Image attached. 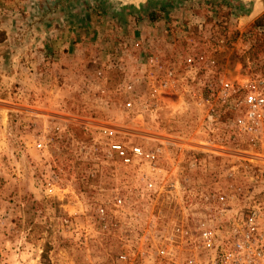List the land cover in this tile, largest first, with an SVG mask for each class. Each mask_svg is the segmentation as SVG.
<instances>
[{"label": "rangeland", "instance_id": "obj_1", "mask_svg": "<svg viewBox=\"0 0 264 264\" xmlns=\"http://www.w3.org/2000/svg\"><path fill=\"white\" fill-rule=\"evenodd\" d=\"M140 5L0 0V264L110 261L125 255L119 238L129 222L142 228L176 215L177 201L164 194L150 201L135 191L142 184L133 172L143 169L122 162L111 143L127 155L134 146L154 155L161 176L168 172L172 181L180 172L212 183L241 169L227 162L249 151L239 141L249 137L229 126L241 90H222L219 79L239 86L264 67V44L254 48L264 22L252 23L264 11L237 26L249 10L238 0ZM152 9L180 13L134 26L133 12L144 17ZM199 55L207 56L208 70ZM167 64L174 72L163 87ZM209 123L213 128H205ZM207 138L225 139V152L203 150ZM191 155L203 165L198 177L191 176ZM116 188L126 206L109 231L99 232L94 208Z\"/></svg>", "mask_w": 264, "mask_h": 264}, {"label": "built area", "instance_id": "obj_2", "mask_svg": "<svg viewBox=\"0 0 264 264\" xmlns=\"http://www.w3.org/2000/svg\"><path fill=\"white\" fill-rule=\"evenodd\" d=\"M137 44L133 41L132 46ZM199 58L208 70L207 56L203 59V55H199ZM197 60V57L196 60L190 58L189 63ZM169 66L167 64L162 74L163 87H168L172 80L174 70ZM186 69L192 79L194 65ZM184 77L177 75L181 80ZM219 82L222 90H241L237 100L239 113L229 126H233L238 136L249 137L239 139L246 143L249 151L227 161L237 163L241 169L219 173V179L212 183L189 179L180 172L172 181L168 172L161 176L153 162L154 155L143 156L136 146L130 147L127 155L122 146L111 143V149L122 162L143 169L133 172L134 178L142 184L135 191L150 201L164 194L165 199L177 201V213L164 216L160 221H144L142 228L129 222L133 225L127 224L119 238L126 247L125 255L90 264H264V67L249 73L239 86L221 79ZM204 102L207 101L204 99ZM205 128H213V125L209 123ZM204 143L203 150L214 152L216 147L220 154L225 152V139L207 138ZM188 166L191 176L198 177L196 170L203 165L197 156L191 155ZM113 193L112 199L94 208L92 225L99 232L109 231L112 220L126 206L125 197L117 188Z\"/></svg>", "mask_w": 264, "mask_h": 264}, {"label": "trees", "instance_id": "obj_3", "mask_svg": "<svg viewBox=\"0 0 264 264\" xmlns=\"http://www.w3.org/2000/svg\"><path fill=\"white\" fill-rule=\"evenodd\" d=\"M149 1H153V0H146L144 3H142L140 6H142L143 4H146L148 3ZM197 3V2H196ZM139 5H138V8H139ZM131 9H134L135 7H132L130 6ZM192 7V6H191ZM102 10H105L104 7L102 8ZM135 11V10H133ZM173 12V11H172ZM176 12V11H174ZM171 13L170 11L169 12H165L164 14H160L159 12H155L154 9L150 10V11H147L145 14H144V17H141L142 15H139L138 13L136 12H133L134 16L132 17L133 19V24H137V22H144L148 25H153V24H157V23H160L162 21L166 22L167 20L166 19H169L171 16H174L176 15L177 13H180V12H176V13ZM260 19H263V22H264V13L261 14L258 18H256V20H254L252 23H254L253 25L256 26V27H259L260 26V23L257 22L258 20ZM134 24V26H135ZM134 29H137L134 28ZM150 33V32H149ZM152 33V32H151ZM135 34L136 36L139 35V33H137L135 31ZM151 35V34H150ZM6 39V36H5V32L4 30H1L0 29V44L3 43ZM261 40L260 41H257L255 42L256 45H254V48L257 49L258 51H262V48L261 46L264 44V39L263 38H260Z\"/></svg>", "mask_w": 264, "mask_h": 264}, {"label": "water", "instance_id": "obj_4", "mask_svg": "<svg viewBox=\"0 0 264 264\" xmlns=\"http://www.w3.org/2000/svg\"><path fill=\"white\" fill-rule=\"evenodd\" d=\"M122 4H132L137 7L139 4L144 3L146 0H119ZM240 3L249 6V10L246 14L240 15L237 18V26L240 25V21L246 19L247 22L253 20L256 16L264 11V0H238Z\"/></svg>", "mask_w": 264, "mask_h": 264}, {"label": "bare ground", "instance_id": "obj_5", "mask_svg": "<svg viewBox=\"0 0 264 264\" xmlns=\"http://www.w3.org/2000/svg\"><path fill=\"white\" fill-rule=\"evenodd\" d=\"M243 20H245V19H243ZM243 24V22H242V20L240 21V25H242Z\"/></svg>", "mask_w": 264, "mask_h": 264}, {"label": "crops", "instance_id": "obj_6", "mask_svg": "<svg viewBox=\"0 0 264 264\" xmlns=\"http://www.w3.org/2000/svg\"><path fill=\"white\" fill-rule=\"evenodd\" d=\"M44 45H46V44H44ZM37 46H38V45H37ZM38 47H39V46H38ZM38 47H37V48H38ZM46 47H47V46H46ZM38 50H40V49L38 48Z\"/></svg>", "mask_w": 264, "mask_h": 264}]
</instances>
